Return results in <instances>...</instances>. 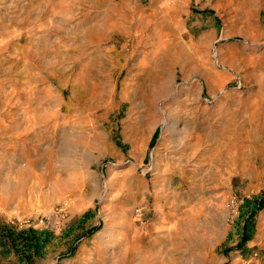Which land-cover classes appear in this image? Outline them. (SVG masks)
Wrapping results in <instances>:
<instances>
[{
  "label": "rangeland",
  "instance_id": "1",
  "mask_svg": "<svg viewBox=\"0 0 264 264\" xmlns=\"http://www.w3.org/2000/svg\"><path fill=\"white\" fill-rule=\"evenodd\" d=\"M124 1L128 38L114 36L102 44L81 41V58L77 53L78 65L71 68L73 75L67 78L45 71V89L52 91L45 105L51 106L57 96L63 103L58 134L71 132L69 137H75L78 144V153L72 149L75 155L67 156L76 165L59 162L53 170L63 180L62 187L67 185L64 179L69 173L78 171L76 181L81 184L76 195L80 201L69 204V196L63 199L59 197L61 193L49 190L46 201L37 194L0 203V264H90L100 259L96 252L100 248L112 250L111 239L120 231L112 236L109 230L114 225L121 228L138 218L140 227L151 225L153 232L165 238L184 210H191L190 216L195 217L190 233L193 240L187 247L181 243L177 246V256L187 264H264V131H259L256 138L250 137L248 128L240 126V115L247 117L253 110L264 120V0ZM54 38L50 35L45 46L49 47ZM160 39L170 42L166 41L169 50ZM70 43L68 39L65 45ZM104 50L112 51V55L121 50L126 53L120 61L103 54L109 61L99 68V52ZM45 58L54 60L51 54ZM72 62L65 59L63 67H72ZM163 62L173 64L171 76L162 69ZM101 69L109 71L113 78L112 96L103 102L95 99V90L90 86L84 89L79 84H65L78 73ZM152 77H165L168 84L164 95L155 101L149 100L154 89L147 80ZM18 79L15 84L22 85ZM133 81L138 85L131 86ZM127 92L129 98L124 96ZM165 107L180 110L172 124L175 131L170 130L171 121H163ZM151 111L158 125L150 133L137 131L138 135L135 126L145 121ZM187 114L199 121L208 118L202 125L208 129L195 134L204 139L202 147L222 150L220 143L210 145L206 141L207 136H213L234 141L233 149L239 150L238 155L234 161L219 163L220 176L203 185L190 182L184 183L186 187L173 182L175 186L167 190L165 183L163 195H168L169 200L163 206V198L150 197L154 189L161 188L162 176H158L156 167L163 168L165 162L178 156L177 142ZM230 120L238 125L234 131L224 128ZM205 149H200L201 153ZM213 151L218 152L213 148L208 154ZM0 153L4 155L5 151ZM20 153L16 152L11 169L8 161L0 170V186L6 184L3 188L9 192L15 188L12 190L13 185L5 182V174L15 176L14 170L25 165ZM195 161L189 160L185 170L192 169ZM41 172V167L35 170ZM109 180L117 184L111 192L106 188ZM186 189L189 209L181 210L179 202L170 208L175 193ZM42 190H48V185L43 184ZM131 192L136 193L134 199L130 198ZM19 200H24L27 208L16 209ZM123 201L124 207L131 209L130 215L122 218L116 214L114 218L112 209L122 206ZM157 208L162 210L160 214H154ZM169 212H174L173 217L166 215ZM187 253L198 257L187 260Z\"/></svg>",
  "mask_w": 264,
  "mask_h": 264
},
{
  "label": "bare ground",
  "instance_id": "2",
  "mask_svg": "<svg viewBox=\"0 0 264 264\" xmlns=\"http://www.w3.org/2000/svg\"><path fill=\"white\" fill-rule=\"evenodd\" d=\"M19 3H21L20 6H18ZM125 6L126 2L124 0H0V151H5L4 155L0 153V170L5 168L4 165L8 161V168L11 169V166L15 162L14 157H16L15 154L17 151H20L21 153L19 156L26 160L24 166H18L16 170H14L15 176L6 172L7 174H5L4 180L7 184L13 185L11 189L13 190L15 188V191L9 192L7 188H3L6 184L0 186V203L8 204L9 201L15 200V197L24 199L26 195L27 197L30 195H36L37 197V194L46 201L49 196V190L61 193L59 197L63 199L69 196L68 200H72V202L68 201L69 204L80 201L79 196L76 195L78 184H81L79 180V182L76 181L77 177L75 174L78 171L76 172V169L74 170L75 172L69 171V175L66 174L68 175L66 177L67 179H64L67 185L62 187L63 180L59 177V174L53 170L55 164L59 162L67 164L69 162L71 166L72 164L76 165L75 161L70 160L67 156L68 153L74 154V151L78 153V144L75 137H69L71 132L58 134L59 122H61L59 119L61 116L59 111L63 103L57 96L51 106L45 105L49 101V98L52 97V91L45 89V71H49L47 74L55 73V77L58 78H64L65 76L67 78L70 73L73 75L71 68L78 65V61L76 60L77 53L79 54V58H81V41L102 44L108 42L109 39H112L114 36L121 40L128 38L127 33L129 27L126 25ZM50 35H55L56 38H54L48 47L45 46V41H48L46 39H49ZM68 39L71 40V43L65 45ZM160 40L161 42H159L166 48L168 40H166L167 42L163 39ZM139 44L138 42L137 45ZM167 48L169 50V47ZM112 53L113 52L110 50L99 52V68L105 67V64L108 63V56H113V58H116V61H120L125 57L126 52L121 50L116 51L113 55ZM47 54H51L54 60L46 59L45 56ZM103 54L108 56L104 58ZM65 59L73 61L72 67H63ZM162 65V69L169 73L168 76H171L173 64L163 62ZM17 78L23 83L22 85L17 86L15 84ZM111 79H113L111 73L101 69L97 70L95 73L94 71H83L82 74L78 73L73 79L66 80L65 84H79L82 85L84 89L90 86L95 90V99L103 102L104 99H110L112 96ZM166 81L165 77L164 79L152 77L147 80L148 86L154 89L152 93L150 92L149 100L155 101L164 95L163 93L165 89L167 90L168 85ZM133 85L137 86L138 83L133 81L131 86ZM123 89L126 92V87ZM124 96L125 98H129L128 92L124 93ZM89 97L90 96H88V98ZM177 108L165 107L162 115L164 118V120L162 119L163 121L169 120L172 122L169 124L170 130L171 128L173 130L175 129L172 124H175L178 114L180 113V110H177ZM239 112L240 111H237L236 117H238ZM154 115L155 114L151 111L147 114L145 121H139L138 126H135L136 132L144 131V133H150L151 130L158 125V122L154 120L155 117L153 118ZM260 115L258 116L255 110L249 113L247 117H242L240 115V126L248 128L250 137L252 135V137L256 138L259 131H264V120L260 118ZM207 119L199 121L194 116H186L185 125L180 130L181 137L178 139V142L177 139L175 141L177 144H180V148L177 151L178 156L175 157L173 155L175 159H170L171 161L168 160L165 162L163 168H160V166L156 167L158 176H162L161 178L159 177V181L162 183L160 184L161 186H159L161 187L160 189L152 190L153 192L150 194V197L155 200L163 198L165 200H163V206L167 204L169 200L168 195H163V191H166L165 183H168L167 190L170 189L169 187L175 182H177L179 186L190 182H199L203 185L205 183L204 181L214 180L215 177L220 176L219 163L224 160L229 162L236 160L239 150L235 151L233 149L236 145H234V141L227 142L225 140H219L217 137L207 136L206 141H208L210 145L211 143H220L222 150L218 151L217 147L214 146L213 148L218 152L215 153L213 151L214 153L208 154L213 148L208 147L205 149L204 146L202 147L204 139L195 134L200 129H208L202 127ZM235 122L234 120H230V125H228L229 123H225L224 128L230 127L231 130H236L238 125H236ZM218 123H220V121ZM215 126L216 125H214V127ZM194 139L195 142L193 141V143L191 142L190 144V140ZM176 145H174V147ZM72 149H74V151H72ZM200 149H205L203 153L207 155H203ZM189 160L196 161L192 164V169L185 170L184 167L187 166ZM204 165H206V168L208 165L209 169L203 170L202 167ZM38 167H41V173H35ZM174 179L176 181H174ZM43 184H45V186L48 185V190H42ZM116 185L113 180H109L106 183V188H108V190H106H113ZM189 187L191 186L189 185ZM153 188L154 187H152V189ZM135 192H131V199H134ZM188 194V189L184 192L175 193V196H173L174 198L169 203L170 208L177 207V204H175L176 202L181 203L178 204L181 210L186 208L189 199L185 197ZM23 201L24 200L16 201V209H24L26 207ZM119 201L121 202V200ZM124 206L125 203L123 201L122 206H115V208L112 209L111 212L115 215L114 218L117 217L116 214L120 215L122 218L130 215L131 209L125 208ZM161 209H155L154 214H160V212H162ZM189 211L191 210H184L181 218H176L178 216L175 217L176 219L173 225L169 224L172 226L168 228V236L165 238L153 232V226L151 225L146 226L142 224V227H140L139 222L141 220L138 218L125 223L121 228L118 224H116V226L114 225L110 228L109 233L113 236L118 229L120 231L111 239L110 247L112 250L107 252V250L100 248L96 251L100 259L94 260L90 262V264H187L180 255L177 256L179 253V248L177 246L181 243L187 247L192 239V236H190L191 223H194L193 219L195 217L192 218L194 215L191 217ZM194 212L196 211H192V213ZM166 215L173 217L174 212H169ZM177 215L180 214L178 213ZM168 218L173 219L171 217ZM154 229L157 228L154 227ZM157 231L158 230H156V232ZM160 231L163 233V230H159V233ZM107 247L109 248V246ZM95 254L96 253H94L92 259L95 257ZM197 257L196 254L187 253L186 258L187 260H193ZM199 258L202 257L200 256ZM88 261L91 260L89 259ZM196 263H198V261H196Z\"/></svg>",
  "mask_w": 264,
  "mask_h": 264
}]
</instances>
